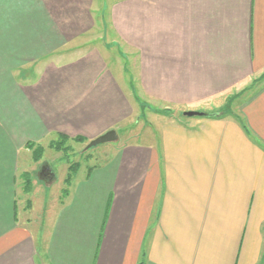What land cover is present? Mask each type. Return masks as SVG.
Masks as SVG:
<instances>
[{"label":"crops","instance_id":"1","mask_svg":"<svg viewBox=\"0 0 264 264\" xmlns=\"http://www.w3.org/2000/svg\"><path fill=\"white\" fill-rule=\"evenodd\" d=\"M101 1L0 0V264H264V0H112L124 68L71 57ZM251 81L232 114L158 121L62 199L67 171L33 179L28 144L89 142L135 97L211 114Z\"/></svg>","mask_w":264,"mask_h":264},{"label":"rangeland","instance_id":"2","mask_svg":"<svg viewBox=\"0 0 264 264\" xmlns=\"http://www.w3.org/2000/svg\"><path fill=\"white\" fill-rule=\"evenodd\" d=\"M111 1L112 0L101 1L102 12L101 18H98L99 21H97V27L93 32L74 43L76 45H71V47L73 46L72 48L70 47L71 50H75L71 57L81 54L83 51L87 50V48L98 47L103 50L119 68L125 67L126 49L115 38L109 23L107 10ZM254 82L251 81L249 84L245 85L244 89L229 94L221 107L213 113H217L220 116L224 115L227 113L224 111L228 106V112L229 114H232L236 109V104L242 99V96L252 90V86L256 84V82ZM135 103L137 104V111L134 118L129 122L121 124L115 129L118 136L115 141L99 144L86 149L88 141L75 142L70 139L64 141L62 145H57L53 148L50 147L49 143L57 140V136L54 135L50 141H46L43 145H39V149H41L42 152L40 158L35 161L38 163H36V168L33 169L34 181L47 186L52 185L56 179H58L60 183L61 177H63L71 165L76 169L74 175L78 170L79 175H81L92 165L104 162L110 154H112L114 149H116L117 145L122 144L125 141L129 143L141 141L140 139L138 140L137 137L143 133H148L149 129H154L157 126L158 121H183V112L180 109L142 100L138 97H135ZM43 164L52 167L57 177L56 179L53 178L52 180H49L47 175L39 172Z\"/></svg>","mask_w":264,"mask_h":264},{"label":"trees","instance_id":"3","mask_svg":"<svg viewBox=\"0 0 264 264\" xmlns=\"http://www.w3.org/2000/svg\"><path fill=\"white\" fill-rule=\"evenodd\" d=\"M229 108L227 106V108L225 109L224 112H227L225 113L224 115H229V112H228ZM224 115H221V116H224ZM219 114L217 113H211V116L210 117H221ZM57 136V140L56 141H52L49 143L50 147H53L55 148L57 145H62V143H64V141L66 140H74L75 142H83L85 141L83 138L81 137H75V138H69L63 134H56ZM28 147L29 149H31V152H32V158L34 161H37L40 156H41V149H39V145H35V144H28ZM76 169L74 168V166H70L68 169H67V173H66V177L64 179V187L63 189L61 190V199L64 198L67 193H68V187L70 186V183L72 181V178H73V175L75 173ZM22 179H23V191L28 193L31 191L32 189V175L30 173H23L22 175Z\"/></svg>","mask_w":264,"mask_h":264},{"label":"water","instance_id":"4","mask_svg":"<svg viewBox=\"0 0 264 264\" xmlns=\"http://www.w3.org/2000/svg\"><path fill=\"white\" fill-rule=\"evenodd\" d=\"M182 115L185 117H210L211 116V114L209 113L200 112V111H184ZM117 137L118 136L115 130H109L101 134L100 136L90 140L88 144L86 145V149L97 146L99 144L115 141Z\"/></svg>","mask_w":264,"mask_h":264}]
</instances>
